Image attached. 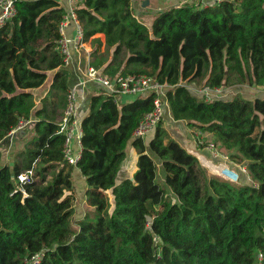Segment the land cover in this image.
I'll use <instances>...</instances> for the list:
<instances>
[{"label":"trees","instance_id":"trees-1","mask_svg":"<svg viewBox=\"0 0 264 264\" xmlns=\"http://www.w3.org/2000/svg\"><path fill=\"white\" fill-rule=\"evenodd\" d=\"M131 1L76 5L84 41L104 36L90 66L109 78L144 73L166 85L172 120L212 134L252 184L207 176L162 120L147 144L133 138L155 93L121 102L126 95L116 99L101 86L79 120L76 167L90 209L77 217L75 165L64 158L59 130L70 88L56 49L66 9L57 0H16L15 16L0 27V145L19 121L31 123L12 166L0 150V264H26L38 251L39 264H264V97L236 88L230 98L206 100L188 87H264V0L183 4L158 12L151 28ZM49 74L37 102L33 90ZM129 143L137 168L117 180ZM156 159L176 200L157 181Z\"/></svg>","mask_w":264,"mask_h":264},{"label":"crops","instance_id":"crops-1","mask_svg":"<svg viewBox=\"0 0 264 264\" xmlns=\"http://www.w3.org/2000/svg\"><path fill=\"white\" fill-rule=\"evenodd\" d=\"M60 6H62L64 9H67L69 6L68 0H57ZM142 0H135V5L138 9L141 10L140 14L138 15V19L143 22L148 28H151L153 19L155 15L163 10L169 9L171 7L183 5V4H196L200 7H204L208 4H214L218 2L219 0H149V4L145 8H140ZM66 34L71 35L73 33L72 26L69 25L66 29ZM104 36L103 34H95L93 35L88 41H85V44L73 54V59L71 63L67 66V69L69 71V86L70 88L73 86H77L79 96L78 100L81 104L82 108V114L86 115L88 112V99L90 96L96 92L98 89H100L101 85L97 82H94L93 84H87V81L85 83V86L81 88V85H79V81L84 79L87 71V67L89 64V58H90V52L92 50H96L97 52H103L104 51ZM51 81V74H49L48 80L39 88L33 90L36 101L38 102L40 98L47 92L49 84ZM200 87V86H199ZM83 89V90H82ZM82 90V91H81ZM227 90V88H225ZM242 92V91H241ZM245 93L251 94L252 97L260 96L264 97V87L263 86H250V89L248 91H244ZM129 95H126V97L121 98V102L129 101L132 99V97H128ZM168 122H173L172 126L170 125V128L168 131L170 134L183 146L189 150L192 154H194L197 157V160L199 164L205 165L210 172L217 173V175H223L227 176L226 179L235 182V181H243L248 177L246 172H242L240 170V166L242 164H236L233 161H231L229 158L226 160V162H222L221 158H217L213 155L212 150L209 148V142H213V136L212 134L201 132L199 130H196V128H192L187 126L183 121H175L172 120V117L168 111ZM27 128V127H26ZM24 129L23 132L9 135L8 139L5 140L0 146L2 148L1 150V163L2 164H9L12 166L13 164V157L17 150H20L22 148V145L24 141L27 139V137L30 136V129ZM167 128V127H166ZM197 132L201 135L200 140L197 139L198 143H196V139L193 137V133ZM24 136V138H22ZM204 137V139H202ZM152 138L147 137L144 138L146 140V144L148 141ZM201 141V143H200ZM205 141L207 144L205 145ZM81 146L78 144L77 141H74L73 143V151L74 153H80ZM127 156L126 159L122 165V170L118 174V179L123 180L126 177H131L133 173L135 172L137 166V158L138 153L136 149L131 146L129 143L127 146ZM220 163H225L228 166L229 171H221L220 170ZM73 184L76 190V193L78 194V208L76 216L80 217L83 215L84 210L90 209L86 203V196H85V190H86V183L84 181V177L81 175L80 170L74 166L73 172ZM222 177V176H221ZM224 178V177H223ZM237 183V182H236Z\"/></svg>","mask_w":264,"mask_h":264},{"label":"built area","instance_id":"built-area-1","mask_svg":"<svg viewBox=\"0 0 264 264\" xmlns=\"http://www.w3.org/2000/svg\"><path fill=\"white\" fill-rule=\"evenodd\" d=\"M69 6L66 9L65 14L59 24V34L60 37L57 40L56 49L62 55V61L65 67H67L72 59L75 51L79 50L84 44V34L81 23L79 22L77 15L75 13L76 5L81 0H68ZM16 0H0V27L4 26L16 14L15 7ZM71 25L73 33L67 35L65 29ZM87 79H82L79 81L81 87L85 86L87 80L97 81L105 91H108L114 95L116 99H119L121 95H146L147 93H155L153 97V107L147 112L139 121L137 126L132 132L133 138H147L153 137L156 125L160 120H162L164 115V109L167 105L165 94L161 91L162 84L158 83L156 79L148 74H127V75H116L113 78L106 77L102 75L93 66H88L86 75ZM77 86L69 88L67 93V103L63 111V116L59 122V130L64 133V158L65 160L76 165L79 158V153H74L73 143L77 141L80 145L81 127L80 121L77 114ZM223 89L220 87L210 88L205 85H201L198 92L202 94L206 100L213 99L211 94L220 95ZM31 123L30 120L19 121L14 129H12L10 135L24 130ZM209 148L215 157L221 158L222 162H226L228 159L227 155L219 151L218 147L214 142H210ZM221 171L228 169L225 163H220L219 165ZM240 170L246 172V167L241 165ZM32 174L31 170H27L18 175L19 182H24L29 179V175ZM219 175V174H218ZM225 179L227 176H223ZM228 180V179H227ZM43 257V252L38 251L29 257L24 258L26 264H39L41 258Z\"/></svg>","mask_w":264,"mask_h":264},{"label":"rangeland","instance_id":"rangeland-1","mask_svg":"<svg viewBox=\"0 0 264 264\" xmlns=\"http://www.w3.org/2000/svg\"><path fill=\"white\" fill-rule=\"evenodd\" d=\"M154 20V19H153ZM85 77V76H84ZM85 79H87V77H85ZM94 82H97V81H94V80H87V84H93ZM98 83V82H97ZM189 90H190V92L191 93H195L196 95H197V97H199V94L202 96V94L201 93H199L198 92V89H199V86H195V85H192V84H190L189 86ZM79 88H80V86H79ZM79 88H77L78 90H79ZM82 88V87H81ZM239 89V90H241L243 93H242V95H245L246 97H252L251 96V94H249V93H245L244 91H248L250 88H248V87H246L245 85H243V86H240V88H239V86H231V87H229V88H227V90L225 91H222V93L220 94V95H215V94H211V97L212 98H216V97H220V98H223V99H227V98H230V97H232V95L236 92V90L235 89ZM168 89V87L166 86V85H163V87H161V91H162V94H163V92H164V94H165V92H166V90ZM78 90H77V95L79 96V93H78ZM83 90V89H82ZM81 90V91H82ZM78 96H77V98H78ZM200 96V97H201ZM133 98H136V96L135 95H132V99ZM88 101H89V99H88ZM81 106V104H80V102H79V100H77V114H78V118H79V120L80 119H82L83 118V116H85V115H83L81 112H82V108L84 107H82ZM87 107H88V105H87ZM168 106L166 105V107H165V109H164V115H163V119H162V121H163V124L165 125V127H167V129H169L170 128V125L172 126V124H173V122H168V120L169 119H167L168 118ZM27 129H28V127H27ZM197 130V129H196ZM155 133V132H154ZM193 137L196 139V143H198V141H197V139L198 140H200V138H201V135L199 134V133H197V132H194L193 133ZM153 138V137H152ZM202 139H204V137L202 138ZM144 141H146V140H144ZM209 144H210V142L209 141H207ZM207 142L205 141V145L207 144ZM200 143H201V141H200ZM0 150H2V148H0ZM189 151V150H188ZM191 153V152H190ZM234 161H237V159H233ZM156 163H157V181H158V183H159V185L163 188V190H164V192H165V194L166 195H172L171 194V192H170V189L168 188V186L165 184V182H164V171H163V169H162V167H161V164H160V161H158L157 159H156ZM200 166L205 170V172H206V174H207V176H210L211 174H213L215 177H218V178H220V179H225V178H223V177H221L220 175H217V173H214V172H210L211 170H209L205 165H201L200 164ZM225 171H229L228 169L227 170H225ZM248 175V174H247ZM212 176V175H211ZM117 180H119L118 179V177H117ZM227 180V179H226ZM238 183V184H252V181L250 180V178H246V179H244L243 181H235V183ZM77 198L79 199V197H78V194H77ZM173 200H176V198H175V196L174 195H172V197H171Z\"/></svg>","mask_w":264,"mask_h":264},{"label":"water","instance_id":"water-1","mask_svg":"<svg viewBox=\"0 0 264 264\" xmlns=\"http://www.w3.org/2000/svg\"><path fill=\"white\" fill-rule=\"evenodd\" d=\"M149 4V0H142L141 1V4H140V8H145L147 5ZM131 5H132V8L135 12L136 15H139L141 10L137 8V6L135 5V0H132L131 1ZM23 132V130L19 131V133ZM18 133V132H17ZM17 133H14V134H17Z\"/></svg>","mask_w":264,"mask_h":264}]
</instances>
